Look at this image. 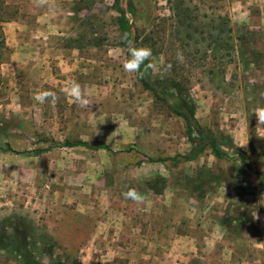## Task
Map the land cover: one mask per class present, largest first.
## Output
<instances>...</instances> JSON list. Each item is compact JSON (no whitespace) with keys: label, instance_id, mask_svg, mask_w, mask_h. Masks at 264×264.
I'll use <instances>...</instances> for the list:
<instances>
[{"label":"rangeland","instance_id":"374dc122","mask_svg":"<svg viewBox=\"0 0 264 264\" xmlns=\"http://www.w3.org/2000/svg\"><path fill=\"white\" fill-rule=\"evenodd\" d=\"M5 1L0 230L31 224L38 239L57 242L56 264H264L256 175L264 172V124L254 114L264 107V0H120L125 11L133 4L127 16L135 45L152 50L153 79L179 80L200 124L231 140L224 160L208 150L179 164L170 160L193 148L185 122L144 89L139 73L124 71L129 48L116 0H57L54 15L34 0ZM71 81L90 94L91 107L65 95ZM44 90L55 103L34 99ZM79 142L110 151L67 145ZM160 177L167 186L156 195L146 184ZM233 183L247 189L243 197ZM129 188L145 196L144 206L124 198ZM23 261L0 251V264Z\"/></svg>","mask_w":264,"mask_h":264},{"label":"trees","instance_id":"16d2710c","mask_svg":"<svg viewBox=\"0 0 264 264\" xmlns=\"http://www.w3.org/2000/svg\"><path fill=\"white\" fill-rule=\"evenodd\" d=\"M120 0H116L115 8L121 15L118 19L119 30L124 37L125 34L129 35V38L135 40V34L133 32V25L128 19V14H135L133 4L131 3L129 9L125 11L119 7ZM7 4L5 0H0V66L5 63L6 55L10 54V49L7 46L6 37L3 29V24L8 22ZM245 44V39H242ZM244 56V55H243ZM245 57V56H244ZM143 71V68L142 70ZM139 79L145 90L152 93L154 98L164 105L167 106L169 111L176 117L181 118L186 125V134L189 142L193 148L189 155L177 156L170 161L173 163H190L196 161L206 151L210 150L212 154L218 160L226 159L229 154L223 150V146H228L231 140L224 135H214L210 131L200 124L197 119V106L190 95L187 88L177 79H164L155 80L153 79V71H149L144 75H140ZM2 78L0 76V83ZM69 147H84L92 151H110V148L105 144H97L90 146L87 143L79 142L77 144H67ZM9 151H12L11 149ZM252 151L255 149L252 146ZM239 158L241 162L249 169L252 167L247 163V159L243 152H240ZM151 163H167L169 160H149ZM259 177L260 185L264 186V172H256ZM149 191L156 195H163L167 182L164 178L160 177L155 181H149L146 184ZM232 187L234 191L240 196H244V192L247 190L245 187L240 186L237 183H233ZM193 193L200 199L204 200L206 197V191L202 188L201 184H195L190 187ZM0 251H11L17 254L23 259L22 264H41L35 261L34 253H43L48 256L52 261L51 264H56L54 254L57 248V242L52 240L36 237V233L31 224L27 222H16L11 223L9 226L0 230ZM38 244L41 245V251L39 252ZM60 264V263H58Z\"/></svg>","mask_w":264,"mask_h":264},{"label":"clouds","instance_id":"9594fccd","mask_svg":"<svg viewBox=\"0 0 264 264\" xmlns=\"http://www.w3.org/2000/svg\"><path fill=\"white\" fill-rule=\"evenodd\" d=\"M34 6L37 8H44L53 15L61 11L57 0H34ZM122 39L129 48V58H127L122 65L125 72L140 73V75H144L149 71H157L158 66L150 62L153 55L150 48L137 47L134 40L130 39L128 34H125ZM176 59L183 63L185 59L183 53L178 51ZM170 67L171 66L169 65L168 69L159 72L162 78L167 74V70H170ZM142 68L143 71H141ZM64 92L65 95L70 97L72 102L76 105L85 108L91 107V100L89 99L90 94L85 91L84 87L79 82L71 81L70 86L66 87ZM34 99L38 103L43 104L46 101L55 103L58 97L54 92L44 90L38 91L34 95ZM254 114L257 117V122L259 124H264V107L257 108ZM241 147H243V145H241ZM123 196L125 199L133 201L138 206H144L146 203L145 196L134 188H129L123 193Z\"/></svg>","mask_w":264,"mask_h":264},{"label":"crops","instance_id":"0c3cea01","mask_svg":"<svg viewBox=\"0 0 264 264\" xmlns=\"http://www.w3.org/2000/svg\"><path fill=\"white\" fill-rule=\"evenodd\" d=\"M8 47H9V44H8ZM10 48V47H9Z\"/></svg>","mask_w":264,"mask_h":264}]
</instances>
